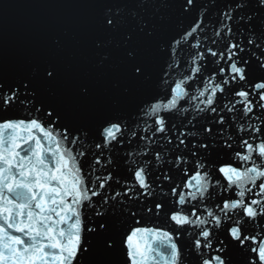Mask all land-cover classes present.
I'll use <instances>...</instances> for the list:
<instances>
[{"label":"snow or ice","instance_id":"obj_1","mask_svg":"<svg viewBox=\"0 0 264 264\" xmlns=\"http://www.w3.org/2000/svg\"><path fill=\"white\" fill-rule=\"evenodd\" d=\"M60 6L0 37V264H264V0Z\"/></svg>","mask_w":264,"mask_h":264},{"label":"water","instance_id":"obj_2","mask_svg":"<svg viewBox=\"0 0 264 264\" xmlns=\"http://www.w3.org/2000/svg\"><path fill=\"white\" fill-rule=\"evenodd\" d=\"M62 0H0V37L14 40L26 33L33 24L51 20L57 16L69 14L72 9L62 7ZM209 0H196V6L185 17V23L194 22L202 4ZM228 3V0H216L217 9ZM216 9L209 16L215 20ZM98 199V198H94ZM86 215H92L87 211ZM93 219L96 217L92 216Z\"/></svg>","mask_w":264,"mask_h":264}]
</instances>
